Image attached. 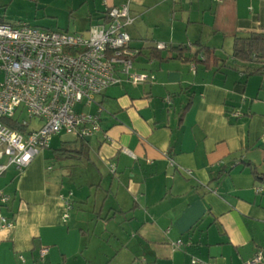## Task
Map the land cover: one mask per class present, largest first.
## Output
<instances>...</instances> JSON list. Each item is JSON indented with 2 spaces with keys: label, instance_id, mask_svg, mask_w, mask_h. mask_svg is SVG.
Wrapping results in <instances>:
<instances>
[{
  "label": "crops",
  "instance_id": "crops-1",
  "mask_svg": "<svg viewBox=\"0 0 264 264\" xmlns=\"http://www.w3.org/2000/svg\"><path fill=\"white\" fill-rule=\"evenodd\" d=\"M125 4L141 52L134 71L154 79L97 98L102 131L82 160L61 148L0 177L16 221L0 231V264H246L264 254V75L232 56L236 36L264 33V0H71L87 5L88 27ZM157 43L192 48L152 57ZM198 44L217 64L189 60ZM57 157L73 162L69 175L48 162Z\"/></svg>",
  "mask_w": 264,
  "mask_h": 264
},
{
  "label": "built area",
  "instance_id": "built-area-1",
  "mask_svg": "<svg viewBox=\"0 0 264 264\" xmlns=\"http://www.w3.org/2000/svg\"><path fill=\"white\" fill-rule=\"evenodd\" d=\"M133 21L125 4L107 9L83 34L0 22V177L11 167L22 173L50 149L58 134H72L81 140L99 134L103 107L97 98L109 87L154 79L134 71L141 52L131 47L127 28ZM155 46L159 51L168 48L163 43ZM95 104V113L84 111ZM23 115L41 125L31 128L26 120L20 121ZM10 201L0 191V231H10L16 225L14 217L5 213ZM66 207L69 211L72 204L66 202ZM182 245V240L175 243L176 247ZM47 252L42 249L40 257ZM262 262L264 254L258 252L246 264ZM191 264L207 263L193 259Z\"/></svg>",
  "mask_w": 264,
  "mask_h": 264
},
{
  "label": "rangeland",
  "instance_id": "rangeland-1",
  "mask_svg": "<svg viewBox=\"0 0 264 264\" xmlns=\"http://www.w3.org/2000/svg\"><path fill=\"white\" fill-rule=\"evenodd\" d=\"M0 22L11 25H27L34 28H40L50 31H68L73 34L85 33L88 27L87 5H71V0H0ZM1 78V76H0ZM78 109L83 110L79 105ZM86 112H96L97 107L87 106ZM18 118V115L15 117ZM26 120L31 128H37L41 125L38 120L29 121L27 115H23L21 122ZM78 138L72 134L61 133L51 141L50 149L42 152L53 156L55 151L69 147L78 146ZM49 160V159H48ZM52 160V159H50ZM50 164L56 166V170L62 175H69L70 167L74 166L71 161L57 159Z\"/></svg>",
  "mask_w": 264,
  "mask_h": 264
},
{
  "label": "trees",
  "instance_id": "trees-1",
  "mask_svg": "<svg viewBox=\"0 0 264 264\" xmlns=\"http://www.w3.org/2000/svg\"><path fill=\"white\" fill-rule=\"evenodd\" d=\"M196 46H198V51L193 55L191 59H189L191 62H193L194 65H197L198 63L205 64L206 66H209L212 63L217 64L218 60L213 58L214 52L209 47H205L199 44ZM191 48L192 47L189 45L177 47L168 45L167 50H171L182 55L186 52H189ZM153 49V54H151L152 57L154 54L161 52L156 49V46H154ZM232 56L235 60L238 61L256 63L258 67H256V69L253 71V74L264 75V33H249L246 36H236L234 39ZM82 141L83 142L80 149L69 151L65 148H62L61 150H59L60 154H58H62V156H64L65 158H76L82 160L83 158H85V156H87L88 153L87 149L85 148V140Z\"/></svg>",
  "mask_w": 264,
  "mask_h": 264
},
{
  "label": "water",
  "instance_id": "water-1",
  "mask_svg": "<svg viewBox=\"0 0 264 264\" xmlns=\"http://www.w3.org/2000/svg\"><path fill=\"white\" fill-rule=\"evenodd\" d=\"M86 141H90V138H87Z\"/></svg>",
  "mask_w": 264,
  "mask_h": 264
}]
</instances>
